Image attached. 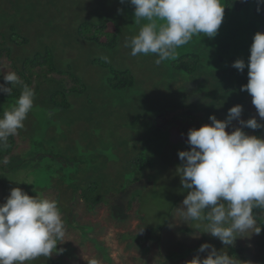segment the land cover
<instances>
[{"label":"rangeland","instance_id":"374dc122","mask_svg":"<svg viewBox=\"0 0 264 264\" xmlns=\"http://www.w3.org/2000/svg\"><path fill=\"white\" fill-rule=\"evenodd\" d=\"M62 2H67L70 6H76L80 3L79 0H62ZM124 6L130 8V15L126 14L123 9L121 15H118L117 18L121 19L123 34L127 39H130L138 34L140 27L147 21L141 20L136 23L134 6L128 3L127 0ZM25 10L26 8L22 7L18 0H0V33H7L9 36L11 22L19 19V12ZM243 13L235 14L230 11L224 13L221 26L214 38H208L203 33L194 35L188 44L176 49L174 57L163 61L159 65L154 63L155 59L158 58L155 54L132 56L130 52L122 50L124 57L121 56L122 61L119 66L128 67L136 78L140 77L143 91L132 92L124 96L113 94L107 91L103 81L98 79L90 82L91 95L94 96L95 106H89L82 99L76 102V97L71 94L69 102L73 106L70 109L55 108L52 103L41 105L34 102V106L28 113L22 128L26 131L25 140L22 141L19 133L14 135L18 147L16 150L17 156L10 159V164L17 170L26 165L24 176L21 177L22 180L30 173L33 179L32 182L37 181L38 177L35 174L37 170L41 171V165L44 163L59 159L70 160L82 157L84 152L83 146L80 144V140H82L80 138L84 136H90L89 138H92L100 147L97 151L96 162L90 158L91 155H85V159L91 161L93 170L90 175L85 172L78 175L76 178L77 187H83L86 184L80 176H89V179H94V181L103 179L107 183H114L117 177H122L127 181L135 174L134 172H136L134 176L139 178L137 174L140 170L138 168L134 172L126 170L127 145H130L135 152H141V154L150 156V158L152 156L156 158L154 161H148L149 165L145 168L144 175L140 176L141 181L138 184L139 188L145 187L147 189L144 191L147 202L144 204L142 200L137 205H142L144 213L150 211L154 215L157 213L158 217L152 214L149 215L150 224H147L149 226L140 228L138 232L133 233L135 235L133 240L138 241L142 238V234L154 236L158 233L163 239L158 243L163 244L157 249H149L148 252L144 250L141 254L139 252L141 249L133 242L132 247L127 250V243L124 240L121 241L118 235L127 230H138L137 211L125 215L123 213V220L129 222V219L132 218L127 224V229H125V227L118 226L116 220L110 218L109 212L103 208L106 206L95 209L86 202V195L78 191L73 196H67V194L64 198L63 194L55 187L57 189L56 193L50 192L45 195V198L54 199L58 202L63 222L65 220L63 206H69L67 208L75 210L79 220L78 225L84 229L86 237L75 231L71 232L65 229V237L62 241H59L60 247L58 248L63 249V251L54 253L53 256L49 257L52 262L56 264H87L88 259L95 258L98 264H167V258L173 257L171 252L175 251L172 250L175 243L177 248L180 245L183 254L187 255L191 251V255L185 260L175 263L168 262V264H187L197 255L201 258L207 255V252L200 253L198 249L203 240L204 242H211L205 240L206 236H210V234L204 233V230L199 231L195 227H191L193 232L189 233L190 220H186L180 211L174 213L171 208L174 194L180 193L176 197L181 198H185L187 195V190L182 188L180 176L176 172L177 167L182 163L178 157V152L186 151L190 147L186 143L189 129H198L204 124H210L209 117L211 115H215L219 120H225L228 110L237 104L242 105L241 119L247 120L255 117L258 122L261 120L258 112L254 111L256 108L252 104L250 95L246 104L245 100L240 101L243 96H230L222 100L221 94H218L220 90L229 89L232 84H241V86L247 84V67L243 72H240L233 68L232 64L237 59H243L247 65L254 34L258 31L264 33V24H260L258 30L250 37L251 26L248 23V13ZM41 14L45 15L46 12L42 11ZM108 15L104 18H107ZM73 17L72 14L67 18L72 19ZM159 23L162 22L158 21V25ZM70 25L71 23L65 24L66 27ZM75 26L73 24L70 26L71 31L74 32ZM225 31L226 33L222 37L223 41L227 43L218 42L212 46L213 49L219 48L213 53V61L209 56L212 41L218 39L221 32L224 33ZM63 34L64 31H57L54 24L53 30L49 31L41 44L48 45L56 51L54 53L59 70L73 71L74 69L70 67V64L74 61L77 62V67L84 69L87 58L90 56L92 58L100 57L99 54H102L97 50H87L84 46L74 44L78 39L77 35ZM24 48H18L23 52L22 59L31 54L29 48L25 50ZM192 51L204 53L197 73H181L171 68L170 63L174 59L181 54L185 55ZM129 56L134 58L131 60ZM94 65L99 68L97 67L98 63H94ZM0 69H3L0 72L4 74L10 72V62L4 59ZM79 71L82 74L80 68ZM181 74L183 76L179 83L182 86L193 87L198 90V93L194 96L196 104L194 106L184 105V110H172V106L171 108H162L161 111L154 110L153 106L155 104V107H157V105L166 101L163 98L166 92L161 89V81H165L167 76ZM73 80L74 77L71 73L62 74L59 72L58 75L50 78V82L41 85L40 96L46 97L45 94L59 88L60 84L63 87H72ZM154 84L157 87L155 92H151L150 89ZM175 95L176 91L171 94L172 103H174ZM151 99L155 102H152ZM214 100L220 101L221 104L219 106L212 104ZM207 103L214 106L211 111L208 110ZM133 105L138 108L136 113L130 111ZM47 113H52L51 117H48ZM262 122L264 121L260 123ZM239 126V122L233 120L226 131L231 132L233 127ZM243 130L251 135L249 132L252 129L244 128ZM103 136L105 137L104 142L100 141ZM261 138H264V135ZM57 155L64 156V158L56 159ZM161 157L165 159L166 165L161 164ZM79 160H82V158H79ZM117 161L118 166H113ZM131 162L130 159L127 164L130 166ZM62 177L60 175L56 182H61ZM28 187L30 186L22 185L21 189L28 193ZM66 187L64 186V188ZM8 195L0 192V203L5 202V197ZM61 199H63L62 203ZM258 209L260 208H254L253 210ZM167 215L173 217L168 220ZM64 224L70 227L67 220ZM164 227L166 228L163 230ZM256 227H258L257 224ZM159 230L162 231L159 233ZM255 230L254 228L236 234L237 238L233 246L238 248L239 252L232 257L235 258L234 260L242 259L241 264H264V243L261 242L259 234L254 232ZM203 236L204 239H202ZM211 243L213 244V241ZM180 250L177 251L180 252ZM36 261L35 259L26 262V264H41L40 261Z\"/></svg>","mask_w":264,"mask_h":264},{"label":"clouds","instance_id":"9594fccd","mask_svg":"<svg viewBox=\"0 0 264 264\" xmlns=\"http://www.w3.org/2000/svg\"><path fill=\"white\" fill-rule=\"evenodd\" d=\"M125 2L120 0L121 4ZM127 2L134 6L135 22H147L138 34L125 40L124 46L131 49L132 56L155 54L157 65L174 57L176 49L188 44L194 35L203 33L214 38L225 9L220 0ZM258 4L264 5V0H258ZM158 21L162 23L158 25ZM232 67L240 72L247 67L248 82L241 91L251 95L252 104L264 120V33L254 34L247 65L237 59ZM0 74L5 82L0 83V93L10 95L13 87L21 86L15 106L0 117V147H6L9 137L24 127L34 106L35 92L15 72ZM8 83L11 87L6 86ZM241 114L242 105L237 104L228 110L225 120L211 115L210 124L188 130L186 143L190 148L178 152L182 163L176 172L182 188L187 190L179 211L186 220L203 222L204 233L218 238L225 246L233 245L237 233L255 228L259 234L261 228H256L253 209H264V138L243 130L261 129L264 123L255 117L241 119ZM233 120L240 126L226 131ZM0 163L8 164L9 160L4 158ZM64 237L65 225L56 200L32 197L16 187L0 203V264H26L39 257L49 258L63 251L57 245ZM198 252L207 255H197L187 264H236L232 256L209 243L201 244ZM87 264L98 261L91 258Z\"/></svg>","mask_w":264,"mask_h":264},{"label":"trees","instance_id":"16d2710c","mask_svg":"<svg viewBox=\"0 0 264 264\" xmlns=\"http://www.w3.org/2000/svg\"><path fill=\"white\" fill-rule=\"evenodd\" d=\"M18 1L22 7L26 8V10L19 12L20 18L11 22L12 26L10 27L9 36L7 33H0V65L3 63L4 59L10 62V72H15L21 79L22 83L27 84L34 90V102H38L41 105L52 103L55 108L70 109L71 106H73V104L69 102V96L71 94L76 97V102H79L82 99L89 106H95V101L93 100L94 96L91 95L90 82L98 79L102 80L104 87H107L106 90L113 94L124 96L132 92L143 91V87L141 88L142 82L140 77L136 78L135 75L130 72L128 67L119 66L122 61L121 56L124 57L122 52H131L130 48H123L124 46H122L125 44L127 38L123 34L124 31L121 19L117 18L118 15H121V12L117 11L118 9H124V12L130 15V8L124 6V3L121 4L120 0H106V2L105 0H84V2L83 0H79L80 3L76 6H70L67 2L63 3L62 0ZM221 6L225 7L224 13L229 11L235 14H242L243 12V14L248 13V23L251 26L249 31L250 37H252V35L258 30V25L264 24V5L258 4V0H221ZM258 7L261 8V11L259 12L257 11ZM42 11L46 12V14L42 15ZM72 14L74 16L72 19L67 18ZM106 15H108L107 18H104ZM70 23L71 25H76L74 32L70 29L71 25L68 27L65 26V24ZM54 24L57 31H64L63 35H66L67 33L77 35L78 39L74 44H79L81 47L84 46L87 50H97V52L102 54L98 53L100 57L92 58V56H90L87 58L84 69L77 67V62L74 61L70 64V67L74 70L68 71L74 77L72 83L73 86L67 88L60 84L59 88L53 89L45 94L46 97H41V85L50 82V78L58 75L59 72L62 74L68 73L59 70L54 53L56 51L48 45H41L46 38V35L49 34V31L53 30ZM225 33L226 31L224 33L221 32L218 39L212 41L209 49V56L213 61V53L214 51L219 50V48L213 49L212 46L218 42L227 43L223 41L222 37ZM244 33L245 29L243 30V36ZM30 44L33 45L28 46ZM22 47H25L24 50L29 48V52H31V54H28V56L23 59V52L18 49ZM34 47L35 49H33ZM203 56L204 53L202 52L198 53L192 51L185 55L181 54L174 59L170 65L176 72L194 74L198 72ZM105 57L107 58L106 60L104 59ZM129 58L132 60L134 57L129 56ZM94 63H98L97 67L99 68H96ZM79 68L81 69L82 74L80 73ZM182 76L183 74L170 77L167 76L165 81H161V89L166 92L163 96L166 101H163L160 105H157V107H155V104L153 106L154 110L161 111L162 108H171V106L173 107L172 110H184V105L190 104L194 106L196 104L194 96L198 93V90L193 87L182 86L179 83ZM0 83H5L2 74H0ZM53 84H55V82H53ZM6 86L11 87V84L8 83ZM156 87L157 85L154 84L150 89L151 92H155ZM175 91V100L174 103H172L171 94ZM20 93L21 86L13 87L10 95L0 93V109H2L0 111V117H2L4 111L11 110V108L15 106ZM218 94H221L220 97L222 100L227 99L230 96H243L240 101L242 102L245 100L246 104L250 95L247 91H241V84H232L229 89L220 90ZM151 100L152 102H155L153 99ZM207 104L208 110L211 111L214 106L209 103ZM212 104L219 106L221 103L220 101L214 100ZM137 110V106L133 105L130 111L136 113ZM47 116L51 117L49 113H47ZM261 121L264 120L261 119L260 122ZM18 133L22 138V141H24L26 131L24 129H19ZM249 133L261 138L264 135V128L252 129ZM89 137L90 136H84L80 138L82 139L80 140V144L83 146L84 154L79 158H82V160H79V158L70 160L59 159L44 163L41 165V171L37 170L35 176L38 177V180H34V182H32L33 179L31 178L30 173L24 177V180L21 179V177L24 176V168L26 165H23L24 167H20V169L17 170L12 164H10V159L17 156L16 150L18 147L16 146L15 137H9L8 145L6 147H0V160H3L4 158L9 160L8 164L0 163V192L10 194L12 188H21L22 185L30 186L28 187V195L32 197L36 196L37 198H45V195L50 192L56 193V188H58V191L63 194L64 198L67 194V196H73L77 191L82 192L86 195V202L90 206L92 205L95 209L100 208L101 206H106L103 208L109 212L110 218L116 220L117 225L125 227V229H127V224L132 218L129 219V222L123 220V213L125 215L126 213L137 211L138 215L136 218L139 221L138 230H127L126 232L120 233L118 235L119 238L121 241L124 240L127 243V250L132 247L133 242L141 249L139 251L141 254L144 250L148 252L149 249H157V247L163 244L158 243L162 239L161 235L158 233L154 236L142 234L141 239L138 241L133 240L135 237L133 233L138 232L140 228H147V226H149L147 224H150L148 216H151V214L154 215V213L150 211L144 213L142 205L139 206L137 204H140L142 200L144 204L147 202L144 194V191L147 189L145 187L139 188L138 184L139 181H141L140 176L144 175V170L149 165L148 161H154L156 158L154 156L150 158V156L141 154V152H135L130 145H127L128 153L126 160L128 162L131 159L132 162L130 163V166L126 162V170L134 172V170L138 168L140 170L137 174L139 178L134 176L136 175V172H134L135 174L127 181L122 179V177H117L114 183H107L103 179L98 181L92 179V181L89 179V176H80L84 179L86 184L83 187H77L76 178L78 175L84 172L90 175L93 170L91 161H87L85 155H91L90 158L96 162L97 151L100 147ZM103 138H101L100 141L104 142L105 137L103 136ZM189 148L187 150H189ZM57 158H64V156L57 155L56 159ZM160 161L161 164L166 165L164 158L161 157ZM113 166H118V161L115 162ZM60 175L63 176L61 182H56ZM64 186L67 187L64 188ZM179 194L180 193H176L172 196L173 200L171 202V208L174 213L179 212V209L183 206L182 201L184 198L176 197V195ZM62 202L63 199H61V203ZM67 207L69 206H63V212L65 214L64 222L67 220L70 227L65 226V229L67 231L70 230L71 232L75 231L81 236H85L84 229L78 225L79 220L75 214V210ZM123 207H125V209H123ZM253 213L258 226L256 228H261L259 237L261 238V242L263 241L264 243V209L253 210ZM154 216L158 217L157 213H155ZM166 217L170 220L173 216L167 215ZM191 227H195L199 231H205V224L203 222L190 220L189 233L193 232ZM165 228L166 227H164L163 230ZM161 231L162 230H159L158 232L160 233ZM202 239H204V236ZM205 240L213 241V244L211 242H204V240L201 244L209 243L218 251L221 250L222 252H226L230 256L239 252L238 248L233 245L225 246L218 238L212 237L211 235L206 236ZM59 247L58 244L57 248ZM182 247L184 248L183 243ZM172 250L175 251L171 252L173 257L167 258L169 263L185 260L191 255V251L187 255L183 254L180 250V245L177 248L176 243L174 247H172ZM177 250H180V252ZM53 254L51 256H53ZM36 260V262L40 261L39 263L41 264H56L49 258L45 257H39ZM235 261L236 264H241L242 259H236Z\"/></svg>","mask_w":264,"mask_h":264}]
</instances>
